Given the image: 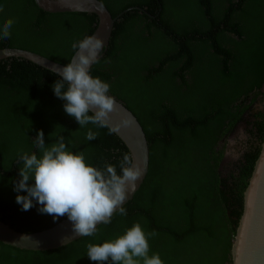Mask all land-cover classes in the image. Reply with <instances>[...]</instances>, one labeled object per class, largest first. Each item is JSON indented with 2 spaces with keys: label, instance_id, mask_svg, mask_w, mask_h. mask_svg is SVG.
<instances>
[{
  "label": "trees",
  "instance_id": "obj_1",
  "mask_svg": "<svg viewBox=\"0 0 264 264\" xmlns=\"http://www.w3.org/2000/svg\"><path fill=\"white\" fill-rule=\"evenodd\" d=\"M98 1L111 17L125 10L114 19L90 74L109 84L108 94L143 132V181L123 205L127 215L115 212L93 236L46 250L0 243V264H96L87 245L112 241L136 223L146 234L157 233L148 239L149 256L159 254L163 264H228L264 131V112L255 107L264 84V0ZM0 6V27L14 21L0 48L29 50L60 64L96 22L92 13L45 12L32 0H0ZM59 79L25 59H0V220L18 232L39 231L66 217L54 221L37 211L38 204L22 211L16 203L20 156L42 155L35 144L39 131L46 147L63 136L68 151L82 153L97 169L112 164L121 174L127 153L107 128L80 127L64 111L66 102L52 87ZM239 122L245 126L242 148L224 163V138ZM89 130L99 133L95 140L86 139Z\"/></svg>",
  "mask_w": 264,
  "mask_h": 264
},
{
  "label": "clouds",
  "instance_id": "obj_2",
  "mask_svg": "<svg viewBox=\"0 0 264 264\" xmlns=\"http://www.w3.org/2000/svg\"><path fill=\"white\" fill-rule=\"evenodd\" d=\"M13 23L9 19L0 27V39L10 38ZM72 48L76 53L74 58L56 69L60 79L52 86L54 94L66 102L64 111L80 127L92 123L108 128L111 134L115 131L110 124L111 114L116 111L115 99L108 94L109 84L90 74L91 65L99 61L104 51V43L96 36H88L73 43ZM123 123L126 126L128 122ZM98 135L89 130L86 139L95 140ZM35 144L42 155L22 154L23 166L19 168V179L14 181L16 203L22 206V211L38 204L40 214L51 215L54 221L66 216L73 233L85 237L93 236L98 224L111 223L115 212L127 215L122 205L143 174L132 156L124 154L120 161L121 174H118L112 164H106L104 169L86 164L82 153L74 154L66 149L63 136L46 147L44 133L39 131ZM22 191L27 194H19ZM155 235V231L146 234L136 223L112 241L88 244L87 256L96 264L109 261L111 264H141V261L142 264H163L159 254L149 256L148 239Z\"/></svg>",
  "mask_w": 264,
  "mask_h": 264
},
{
  "label": "water",
  "instance_id": "obj_3",
  "mask_svg": "<svg viewBox=\"0 0 264 264\" xmlns=\"http://www.w3.org/2000/svg\"><path fill=\"white\" fill-rule=\"evenodd\" d=\"M32 2L38 9L50 13L60 11L94 14L96 17L95 25L85 37L96 36L100 38L104 43V49L114 19L125 10H121L111 17L98 0H32ZM75 55L73 50L67 63ZM5 57L25 59L55 74L58 66L62 67L67 64H60L58 61L45 58L29 50L6 46L0 48V59ZM115 103L116 111L111 114L110 121L111 126L115 129L112 133L121 141L127 153L133 157L135 164L143 173L136 182L135 190L128 193L124 201L125 204L133 197L143 181L142 178L147 166V145L134 116L120 101L115 99ZM123 121L128 122L126 126ZM78 237L80 236L73 233L72 224L67 217L55 225L34 232L15 231L8 223L0 220V243L19 249H55ZM228 264H264V131L242 193L241 213L231 237Z\"/></svg>",
  "mask_w": 264,
  "mask_h": 264
},
{
  "label": "rangeland",
  "instance_id": "obj_4",
  "mask_svg": "<svg viewBox=\"0 0 264 264\" xmlns=\"http://www.w3.org/2000/svg\"><path fill=\"white\" fill-rule=\"evenodd\" d=\"M261 92H263V94L260 96V101L256 102L255 107H257L256 109H262L264 112V84L261 87ZM244 128L245 126L243 123L239 122L234 126L231 133L224 138V163H229L238 156L244 139Z\"/></svg>",
  "mask_w": 264,
  "mask_h": 264
}]
</instances>
